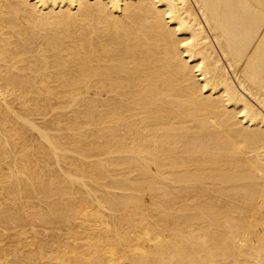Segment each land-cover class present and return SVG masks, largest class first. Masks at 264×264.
I'll return each instance as SVG.
<instances>
[{"label": "bare ground", "instance_id": "bare-ground-1", "mask_svg": "<svg viewBox=\"0 0 264 264\" xmlns=\"http://www.w3.org/2000/svg\"><path fill=\"white\" fill-rule=\"evenodd\" d=\"M0 264H264V0H0Z\"/></svg>", "mask_w": 264, "mask_h": 264}]
</instances>
